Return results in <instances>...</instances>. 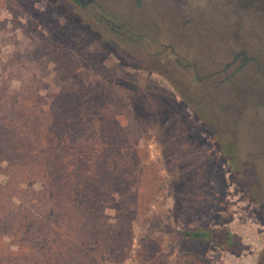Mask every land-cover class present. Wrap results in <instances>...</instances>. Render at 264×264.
I'll return each mask as SVG.
<instances>
[{
	"label": "rangeland",
	"instance_id": "rangeland-1",
	"mask_svg": "<svg viewBox=\"0 0 264 264\" xmlns=\"http://www.w3.org/2000/svg\"><path fill=\"white\" fill-rule=\"evenodd\" d=\"M37 92H77L93 127L76 167L47 154L52 169L81 181L93 158L99 178L129 177L82 201L88 237L47 181L2 160V264H264V0H0V96ZM200 224L243 247L190 250L180 229Z\"/></svg>",
	"mask_w": 264,
	"mask_h": 264
},
{
	"label": "trees",
	"instance_id": "trees-1",
	"mask_svg": "<svg viewBox=\"0 0 264 264\" xmlns=\"http://www.w3.org/2000/svg\"><path fill=\"white\" fill-rule=\"evenodd\" d=\"M77 1L80 4L84 3ZM77 96V92H56L48 96H42L37 92L20 98H17L14 93L0 96V162L6 160L9 164L15 163L19 169L24 170L25 182L34 180V177L35 180L47 181V186L52 190V204L54 198V202L65 201L72 218L75 216L77 220L83 219L88 222L87 236L91 237L95 232L90 227L93 213L90 207L81 205L82 201L85 198L90 200L91 195L96 192V185L103 187L106 191L107 187L126 183L129 175L125 167H117L121 164L115 161L117 169L104 168V173L99 178V175L97 173L94 175L90 169L93 158L82 161L80 159L82 165H87L89 169L83 171L82 180L79 181L74 176L75 170L65 176L61 174V171L59 172V168L52 169L47 162L46 156L50 154L49 158L52 159L53 166L64 162L69 168L74 169L79 158L75 157L78 153L71 145H75L74 139L79 135L83 134L86 138L93 131V127L87 125L86 117L84 118L83 114L72 106L79 102ZM196 113L200 121L207 122L202 111L196 110ZM214 137L229 172H233L234 156H230L233 148L223 143L220 134H214ZM66 146L71 148L67 154L63 155ZM226 148L230 150L227 153L224 151ZM71 149L73 153H70ZM47 169L51 170L50 174ZM64 177L69 181L64 183ZM69 182H72L71 186ZM44 212L46 214V211ZM42 213H39L40 216ZM180 234L183 244L190 247L192 251L196 247L216 246L223 251L236 252L239 247H243L239 236L230 231L227 226L200 224L180 229ZM62 239L65 240V237ZM21 243L23 242L19 244ZM0 264H2L1 261Z\"/></svg>",
	"mask_w": 264,
	"mask_h": 264
},
{
	"label": "water",
	"instance_id": "water-1",
	"mask_svg": "<svg viewBox=\"0 0 264 264\" xmlns=\"http://www.w3.org/2000/svg\"><path fill=\"white\" fill-rule=\"evenodd\" d=\"M240 54H243V55H244L245 53H244V52H235V56H236V57H238ZM233 61H234V60H232L231 62H228V63L225 65V68L228 67V66H230V64H231ZM225 68H224V69H225Z\"/></svg>",
	"mask_w": 264,
	"mask_h": 264
},
{
	"label": "flooded vegetation",
	"instance_id": "flooded-vegetation-1",
	"mask_svg": "<svg viewBox=\"0 0 264 264\" xmlns=\"http://www.w3.org/2000/svg\"><path fill=\"white\" fill-rule=\"evenodd\" d=\"M79 1H80V2H85V0H79ZM240 56L244 57L245 54H244V55H243V54H240L238 57H240ZM238 57H236L235 54H234V58H233L232 60L235 61ZM232 60H231V61H232ZM231 61H230V62H231ZM234 61H233V62H234ZM233 62H232V63H233Z\"/></svg>",
	"mask_w": 264,
	"mask_h": 264
}]
</instances>
